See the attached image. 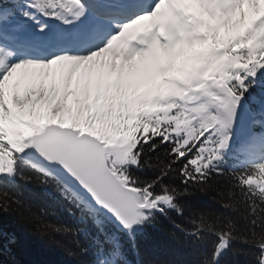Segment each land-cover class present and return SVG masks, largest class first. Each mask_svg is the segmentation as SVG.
Wrapping results in <instances>:
<instances>
[{"label": "snow or ice", "instance_id": "snow-or-ice-1", "mask_svg": "<svg viewBox=\"0 0 264 264\" xmlns=\"http://www.w3.org/2000/svg\"><path fill=\"white\" fill-rule=\"evenodd\" d=\"M242 105L264 113V0H0V216L34 223L22 190H54L75 231L98 229L69 254L130 264L119 231L136 251L133 229L183 214L189 187L264 192V159L227 158ZM226 219L192 213V233L216 237L208 264L241 239ZM14 243L0 226V264ZM242 243L264 264V236Z\"/></svg>", "mask_w": 264, "mask_h": 264}, {"label": "trees", "instance_id": "trees-1", "mask_svg": "<svg viewBox=\"0 0 264 264\" xmlns=\"http://www.w3.org/2000/svg\"><path fill=\"white\" fill-rule=\"evenodd\" d=\"M255 127L257 128L258 125ZM235 166L243 168L247 165L235 164ZM25 187L26 190H22V195L30 202L31 212L35 213L38 219L28 224L14 213L0 216V226L6 236L15 238V243L9 246L10 252L4 253L2 264H83V261L91 259L85 257L79 260L77 256L69 254V251H79L77 241L81 245L86 243L91 245L90 237L98 233L96 224L90 221L84 232L75 231L82 226L64 210L71 205L67 201H61L58 192L49 190V194H45L41 186L32 183ZM248 191H255L254 186ZM189 192L191 195L182 197L178 201L185 205L183 214H177L174 210L167 217L157 213L159 223L156 227L143 225L134 233L136 251H133L128 235L124 231H119L122 251L127 261L130 264H208V257L216 237L208 232H203V236L192 233V229L188 226L195 211L197 216L213 213L218 217L227 218L225 222L231 221V230L224 227L223 231L229 236L241 238L231 241L230 248L216 264H225L226 261L232 260L235 264H256L254 256L257 249L242 243V239L251 237L253 232L264 236V192L255 191L253 198H245L238 189L222 178H218V181L207 191H200L197 186H191ZM225 205L232 206L225 207ZM99 219L108 233L117 232L113 224L103 217ZM175 224L188 227V231L176 229ZM49 225L68 227L72 231L57 233L55 228L48 227ZM170 233H175V237ZM177 240L181 243H176Z\"/></svg>", "mask_w": 264, "mask_h": 264}, {"label": "water", "instance_id": "water-1", "mask_svg": "<svg viewBox=\"0 0 264 264\" xmlns=\"http://www.w3.org/2000/svg\"><path fill=\"white\" fill-rule=\"evenodd\" d=\"M254 118L250 111H244L242 105V113L238 115L233 130L237 133L249 132ZM138 228V227H137ZM136 229V228H134ZM133 229V230H134Z\"/></svg>", "mask_w": 264, "mask_h": 264}, {"label": "rangeland", "instance_id": "rangeland-1", "mask_svg": "<svg viewBox=\"0 0 264 264\" xmlns=\"http://www.w3.org/2000/svg\"><path fill=\"white\" fill-rule=\"evenodd\" d=\"M232 141V140H231Z\"/></svg>", "mask_w": 264, "mask_h": 264}]
</instances>
